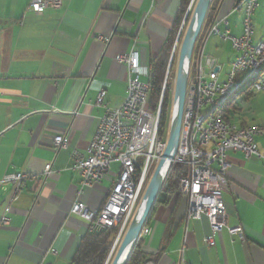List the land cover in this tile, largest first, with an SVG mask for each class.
Returning <instances> with one entry per match:
<instances>
[{
    "label": "crops",
    "instance_id": "0c3cea01",
    "mask_svg": "<svg viewBox=\"0 0 264 264\" xmlns=\"http://www.w3.org/2000/svg\"><path fill=\"white\" fill-rule=\"evenodd\" d=\"M29 1L0 0V181L27 175L10 203V224H0V264H70L87 233L70 214L72 205L101 207L119 169L113 163L101 183L79 195L71 152L86 154L104 112L96 105L99 92L108 108L125 99L131 73L115 58L134 54L143 70L150 69L171 37L182 0H62L60 9L42 14L27 11ZM235 1L221 0L215 24L239 36ZM263 6L259 0L253 28L262 32L253 34L254 42L264 41V15H257ZM208 28L198 36L201 66L206 57L220 67L223 58L231 63L230 42ZM140 80L148 79L142 74ZM57 135L66 137L65 149L54 148ZM256 141L264 150V138ZM226 162L222 199L229 226H240L244 241L223 231L208 247L205 218L190 220L185 209L172 214V203L160 205L146 219L150 233L139 237L143 264H264V166L237 152H227ZM47 164L51 173L44 175ZM12 192V185H0V218ZM174 222H180L177 229Z\"/></svg>",
    "mask_w": 264,
    "mask_h": 264
},
{
    "label": "built area",
    "instance_id": "2783aa9c",
    "mask_svg": "<svg viewBox=\"0 0 264 264\" xmlns=\"http://www.w3.org/2000/svg\"><path fill=\"white\" fill-rule=\"evenodd\" d=\"M258 6L259 0H241L235 8L241 13L239 36L231 35L228 30L220 32L218 24H211L208 29V34L218 36L221 41H229L235 53L227 82H219L221 67L215 59L206 57L203 67L201 66L202 50H199L190 64V68L193 66V73L188 79L178 147L172 165L187 168V176L179 181L178 192L187 200V219L197 221L205 218L208 221L211 233L204 237V243L208 247L214 246L215 235L223 231L239 242L245 239L240 226H229L222 199L221 185L225 182L228 169L227 152L240 153L245 160L255 158L264 166V150L259 148L256 141L257 138H264V127L240 125L226 120L222 114L211 118L207 125H198V118L218 95L264 61V41H253V17ZM61 7L62 0H30L27 11L42 14L46 10H58ZM115 60L126 65L131 73L125 99L118 108H108L102 104L104 93L99 92L96 105L101 106L104 112L86 154L81 155L74 150L71 152L73 169L79 175V195L84 189H91L101 183L110 173L113 163L119 164L112 187L101 207L90 209L83 202L77 201L70 210L72 216L85 223L88 233L97 235L117 227L120 234L129 225L148 184L150 169L154 162L158 163L167 139L166 137L164 141L159 135L161 99L155 111L148 109L153 72L148 68L143 70L134 54L119 55ZM142 74L147 77L146 82L140 80ZM165 84L164 82L162 94ZM263 89L264 82L249 93ZM224 123L234 124L236 134L222 132ZM199 144H207V151H199ZM53 146L57 151L65 149L66 137L55 136ZM50 173L51 165L47 164L44 175ZM26 177L25 173H11L3 176L0 181V185L13 186L12 195L3 208L1 225L10 224L7 216L10 203ZM149 233V228L144 225L140 236H147ZM179 264L187 263L181 259Z\"/></svg>",
    "mask_w": 264,
    "mask_h": 264
},
{
    "label": "trees",
    "instance_id": "16d2710c",
    "mask_svg": "<svg viewBox=\"0 0 264 264\" xmlns=\"http://www.w3.org/2000/svg\"><path fill=\"white\" fill-rule=\"evenodd\" d=\"M190 1L191 0H182L177 18L175 20V24H174L171 37L166 43L164 49L154 59L150 61V69L153 71L154 76L152 80V90L149 93L147 104H148V109L155 111L161 99L159 135H160V138L164 141L168 135L170 116H171L170 110H169V106L171 103V89L168 84V78L170 77V71L172 69L173 62H171L170 64V57H171V52H172L173 45L176 39V30L178 32L179 30L178 27L182 19L184 18V14L190 4ZM220 3H221V0H213L212 3L210 4V7L207 12V20L204 24L203 31L207 30L208 26L215 19V15L219 8ZM200 37L198 38L195 44V47L192 53V61L194 60L195 55L200 50V45L202 42ZM169 66H170V69L168 70ZM192 73H193V66L192 68H190L189 77L191 76ZM164 82L166 83L165 90L162 94V87H163ZM250 90H252L251 86L249 84H246L244 87H242V89H239L238 91L234 93L233 96L230 97L228 102L224 105L223 109L219 110L223 118L234 122L236 112H237V106L233 105L234 97L238 94L243 93L245 94V97L247 96L246 98H249L252 95V93H249ZM239 124L245 125L244 122H240ZM185 176H187L186 167L178 166V165H174V166L171 165L167 173L166 179L164 181L165 184L162 187V190L159 192L151 211H153L156 206H160V205L166 206L172 203L174 205L172 209V214H174L175 211L179 207H181L182 209H185V213H186L187 200L184 199L178 192L179 181L181 178ZM179 223L180 222H177V223L174 222L172 224L173 226H175L174 229H177ZM118 235H119V227L106 230L105 232L98 234V235L87 232L86 235L81 240L70 264H109L110 262H112L113 258H109L108 261H107V258L110 254V251L112 250L116 236ZM170 238H171V235L169 236V239ZM140 240L141 239L137 241L126 264H143L144 263L143 261L144 258L142 256V253L139 251Z\"/></svg>",
    "mask_w": 264,
    "mask_h": 264
},
{
    "label": "water",
    "instance_id": "95a60500",
    "mask_svg": "<svg viewBox=\"0 0 264 264\" xmlns=\"http://www.w3.org/2000/svg\"><path fill=\"white\" fill-rule=\"evenodd\" d=\"M194 0L191 1L193 3ZM212 0H198L192 14V17L186 28L182 39L175 75V87L172 98V111L170 116L169 131L166 144L162 155L154 169L148 184L144 190L139 205L127 226V232L123 239L124 251L115 264H126L131 255L139 237L142 227L146 224V219L152 209V206L159 194V191L166 179L167 173L172 165L176 153L180 135L182 113L185 96L187 92L189 69L192 60V53L196 40L200 34L208 8ZM241 0L235 1V7L240 4ZM179 40V37H177ZM173 54L170 57V64ZM170 69V66L168 70ZM111 253V252H110ZM110 256V254H109ZM107 258V261L109 259ZM114 264V263H112Z\"/></svg>",
    "mask_w": 264,
    "mask_h": 264
},
{
    "label": "rangeland",
    "instance_id": "374dc122",
    "mask_svg": "<svg viewBox=\"0 0 264 264\" xmlns=\"http://www.w3.org/2000/svg\"><path fill=\"white\" fill-rule=\"evenodd\" d=\"M197 1L198 0H194L193 4L187 8V10L184 14V18L182 19V21L178 27L179 28L178 32L176 30V43H174L175 47L173 46V49L171 52V55L173 54V61H172L173 66H172V69L170 71V77L168 78V84H169V87L171 89V103L169 106L170 114L172 111V98H173V92H174V87H175V75H176V70H177V61H178L179 49H180V45H181L182 39L184 37L185 31H186V28L188 26V23L192 17L193 12H194ZM235 8H237V6ZM257 15H259V16L264 15V6L258 12ZM233 17H236V19H237L238 15L233 16ZM206 20H207V14H206V17L204 19V23H203V26L201 29H203ZM230 20H231V22L234 21L233 19H230ZM211 24H215V19L213 20V22ZM257 24H260V23H257ZM210 25L208 27H210ZM221 29L222 28L220 27L219 30H221ZM261 32H262V28H260L258 30L257 26H255L254 33L260 34ZM177 37H179V40ZM219 45H221V44H219ZM203 57H206V56L204 55ZM231 63L228 64L227 60L224 58L221 61H219V64H221V66H222L221 71H220V77H219L220 83L227 82L228 74L230 72V64ZM260 79L262 81H264V71L260 75ZM246 97H245V94H243V93L238 94L234 97V104L233 105L237 106V112H236L234 122L237 124H239L240 122H244L247 125H255V126L264 127V89L260 92H253L249 98H246ZM211 110H212V106H209L208 109L205 110V113H207ZM156 166H157V162H154L151 169H150L151 173H153L152 171L154 170V168H156ZM164 184H165V182L163 183L162 187L164 186ZM162 187H161L160 191L162 190ZM126 232H127V227L124 229L122 234L120 233L121 235L119 234L120 236L118 235L119 237L116 236L114 245L116 244L117 240H119L120 243L122 242V240L124 239V237L126 235ZM114 245H113V247H114ZM113 247H112V249H113ZM115 254H116L115 252H112L111 255L109 256V258H114ZM109 264H111V262Z\"/></svg>",
    "mask_w": 264,
    "mask_h": 264
},
{
    "label": "bare ground",
    "instance_id": "6f19581e",
    "mask_svg": "<svg viewBox=\"0 0 264 264\" xmlns=\"http://www.w3.org/2000/svg\"><path fill=\"white\" fill-rule=\"evenodd\" d=\"M264 71V61L261 63V65H258L254 67V71H251V73L242 75L240 79H237L234 83L231 84L229 89H225L222 94L218 95V97L215 99L214 102H211L209 106H212V110L201 115V117L198 118V125H207L211 118H215L216 116H220L221 112H219L220 109H223L224 105L228 102L231 96L234 95L236 91L239 89H242L246 84H249L251 86V89L253 90L255 87L261 85L264 81L260 79V75ZM206 108V110L208 109ZM222 132H229V134H236V126L232 123H224L222 125ZM199 151H207V144H199ZM124 231V230H123ZM124 244L123 240L120 243L119 240H117L116 244L114 245L113 249L111 250V253L114 251L116 254L111 262L117 263L122 252L124 251ZM110 253V255H111ZM109 260V259H108Z\"/></svg>",
    "mask_w": 264,
    "mask_h": 264
}]
</instances>
